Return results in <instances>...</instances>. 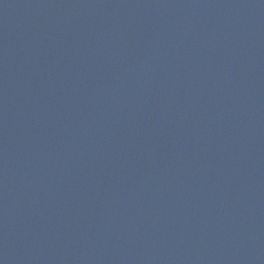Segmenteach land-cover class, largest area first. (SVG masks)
<instances>
[{
  "label": "water",
  "instance_id": "water-1",
  "mask_svg": "<svg viewBox=\"0 0 264 264\" xmlns=\"http://www.w3.org/2000/svg\"><path fill=\"white\" fill-rule=\"evenodd\" d=\"M0 264H264V0H0Z\"/></svg>",
  "mask_w": 264,
  "mask_h": 264
}]
</instances>
